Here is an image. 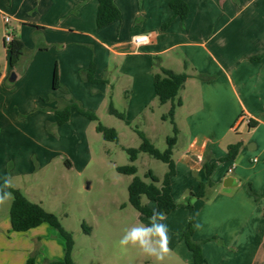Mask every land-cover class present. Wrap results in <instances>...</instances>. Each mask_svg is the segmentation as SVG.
<instances>
[{
  "label": "crops",
  "instance_id": "1",
  "mask_svg": "<svg viewBox=\"0 0 264 264\" xmlns=\"http://www.w3.org/2000/svg\"><path fill=\"white\" fill-rule=\"evenodd\" d=\"M169 1L114 0L120 19L97 29V0H0L13 39L23 44L11 67L0 19V183L10 175L12 188L42 206L29 183L41 167L58 162V149L44 143L51 141L46 126L53 125L58 105L86 96L95 101L97 93L101 102V94L117 87L127 117L148 121L158 106L170 108L157 101L154 75L160 69L183 73L188 78L173 117L178 135L171 179L179 207L167 216L180 214L182 232L192 221L195 240H212L203 250L207 264H264V0H183L184 19ZM139 35H150V42L137 47ZM53 44L59 57L48 55ZM91 65L94 78L105 83L84 80ZM236 143V158L220 161ZM204 165L214 166L211 186L190 201V213L183 205L206 182ZM58 242L47 224L17 233L9 215L0 220V264H24L36 250L44 259L35 264L61 261L63 239Z\"/></svg>",
  "mask_w": 264,
  "mask_h": 264
},
{
  "label": "rangeland",
  "instance_id": "2",
  "mask_svg": "<svg viewBox=\"0 0 264 264\" xmlns=\"http://www.w3.org/2000/svg\"><path fill=\"white\" fill-rule=\"evenodd\" d=\"M2 35L0 27V51H3ZM51 48L49 57L56 56L57 52L59 57L60 47L53 44ZM79 98L69 103L94 114L97 121H90L72 112L73 119L63 128H57L54 123L46 126L51 141L44 143L51 149H58V162L41 167L29 183L32 198L40 200L41 207L56 216L60 226L71 233L74 264H193L192 255L182 240V233L188 227L189 220L182 232L180 214L166 216L163 221L170 229L172 249L163 262L149 258L138 246L119 245L126 229L148 225L149 219L139 214L128 202L127 188L133 177L119 174L116 169L133 165L136 177L149 183L146 174L150 172L158 179L156 186L160 187L167 171L166 165L142 152H138L135 161L131 163L126 150L139 149L141 133L154 148L163 152L167 148V138L173 136V126L169 120L162 119L168 111L158 106L151 120L147 121L143 116L139 120H131L125 113L124 94L117 87L110 90L105 98L101 94V102L99 93L95 95V101L89 96ZM109 106L121 114L123 120L110 115ZM59 108L61 105H58ZM97 124L114 130L116 141H106L103 134L97 132ZM11 202L0 206V220L8 217ZM141 203L153 207L145 197L141 198ZM58 241H62L59 234ZM191 241L199 246L206 261L204 246L212 240H195L192 234ZM31 256L44 259L38 250Z\"/></svg>",
  "mask_w": 264,
  "mask_h": 264
},
{
  "label": "trees",
  "instance_id": "3",
  "mask_svg": "<svg viewBox=\"0 0 264 264\" xmlns=\"http://www.w3.org/2000/svg\"><path fill=\"white\" fill-rule=\"evenodd\" d=\"M97 3L98 6L95 20L97 29L104 28L120 19V11L114 4V0H97ZM169 7L173 14L180 19H184L188 13V7L183 0H170ZM5 47L8 53L9 64L11 67H14L22 55L23 44L20 41L13 39L11 43L5 45ZM83 78L86 82L91 84L105 83L103 80H96L94 78V67L92 65L83 72ZM187 78L188 76L186 74H175L165 69H160V71L156 73L153 78V89L158 103L160 105L166 103L170 104L167 114L162 116L163 120H169L173 126V136L167 138L166 140L167 148L163 152H160L154 148L141 133H139V137L141 139L139 149L126 150L131 163L135 161L136 154L138 152H142L166 165L167 171L163 176L160 187L156 186L158 179L152 176L150 172L146 174V176L150 179L149 183H145L136 177V169L133 165L118 167L116 169L119 174L133 177L127 188L128 202L139 214L146 218H149L152 215L153 209L163 211L165 216H167L179 207L175 204L171 195V179L176 173L175 164L172 160V149L176 143L178 135V130L174 124L173 117L176 108L181 105V101L177 98L178 92L182 89ZM198 78L200 80H205L203 77ZM57 87H59V84L57 71L55 69L53 88L56 89ZM72 112H76L90 121H97L94 114L81 109L76 104L64 103L61 108L53 112L55 120L54 125L56 127L63 126L68 122ZM108 112L110 115L123 120V116L117 113L111 106H109ZM96 130L97 132L103 134L106 141L115 142L117 139V135L112 129H107L100 124H97ZM240 148L241 143L228 146L226 156L220 159V161L234 160ZM213 168V165H204L206 182L199 184L198 189L194 193L189 194L186 203L183 205V208H186L190 213L192 212L190 201L193 198H202L204 196L205 189L211 186L209 177ZM2 185L3 183H0V186ZM7 191H10L14 197L9 208V222L11 230L17 233H24L30 229L40 226L41 224H47L60 235L64 243L62 260L48 262L47 264H74L72 259V248L74 244L72 235L60 226L56 216L46 212L40 204L32 203L27 200V198L19 190L10 187ZM142 197H145L149 202L153 203L154 207L151 208L147 205H142ZM262 217L264 221V212ZM192 234L193 228L191 226V222L189 221L188 227L182 233V240L184 241L187 250L192 255L193 264H206L205 259L201 255L199 246L191 241ZM34 261L35 259L31 256L24 264H34Z\"/></svg>",
  "mask_w": 264,
  "mask_h": 264
},
{
  "label": "clouds",
  "instance_id": "4",
  "mask_svg": "<svg viewBox=\"0 0 264 264\" xmlns=\"http://www.w3.org/2000/svg\"><path fill=\"white\" fill-rule=\"evenodd\" d=\"M12 186L11 176L6 175L3 185L0 186V206L8 204L14 199L12 193L7 191ZM186 196L187 193L176 203L182 202ZM148 219V225L141 224L126 229L124 235L119 240V245L121 247L128 245L138 246L149 258H155L157 262H163L165 257L172 251L170 248V229L166 223H163L166 219L165 213L158 209H153L152 215Z\"/></svg>",
  "mask_w": 264,
  "mask_h": 264
},
{
  "label": "built area",
  "instance_id": "5",
  "mask_svg": "<svg viewBox=\"0 0 264 264\" xmlns=\"http://www.w3.org/2000/svg\"><path fill=\"white\" fill-rule=\"evenodd\" d=\"M0 19L4 25V35H3V43L5 45L11 43V41L13 40L12 37V33H13V29L10 25L11 22V17L3 12H0ZM150 42V35H139L137 37L133 38V43L139 47L142 45H146ZM256 159H253V162H255ZM234 163L231 164V166L228 168L227 173L231 174L234 170Z\"/></svg>",
  "mask_w": 264,
  "mask_h": 264
}]
</instances>
